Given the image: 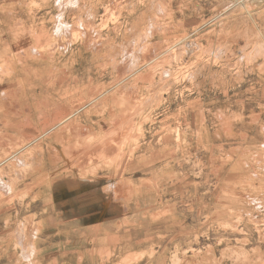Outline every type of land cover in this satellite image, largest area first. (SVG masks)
Returning a JSON list of instances; mask_svg holds the SVG:
<instances>
[{
    "label": "rangeland",
    "instance_id": "rangeland-1",
    "mask_svg": "<svg viewBox=\"0 0 264 264\" xmlns=\"http://www.w3.org/2000/svg\"><path fill=\"white\" fill-rule=\"evenodd\" d=\"M0 264H264V0H0Z\"/></svg>",
    "mask_w": 264,
    "mask_h": 264
}]
</instances>
